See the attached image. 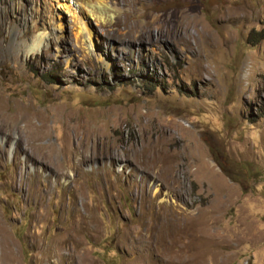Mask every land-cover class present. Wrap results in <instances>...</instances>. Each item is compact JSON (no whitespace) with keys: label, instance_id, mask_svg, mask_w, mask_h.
<instances>
[{"label":"rangeland","instance_id":"rangeland-1","mask_svg":"<svg viewBox=\"0 0 264 264\" xmlns=\"http://www.w3.org/2000/svg\"><path fill=\"white\" fill-rule=\"evenodd\" d=\"M20 1L0 264H264V0Z\"/></svg>","mask_w":264,"mask_h":264},{"label":"bare ground","instance_id":"bare-ground-1","mask_svg":"<svg viewBox=\"0 0 264 264\" xmlns=\"http://www.w3.org/2000/svg\"><path fill=\"white\" fill-rule=\"evenodd\" d=\"M68 1H74V0H68ZM76 2H78V3H81V5H83V7L89 12V13H93L94 14V12H93V9H95L94 11H97V10H99V11H101V13L103 14V15H105V16H107L108 15V17L109 16H111L113 13H115L116 12V10H117V7L116 6H112V5H110L106 0H75ZM80 1V2H79ZM30 2H31V5H32V7H34V6H36V5H34V3H36V0H30ZM38 2V1H37ZM60 2H58V4H59ZM0 4L3 6V8H9V9H11V10H16L17 8H22V7H20V5H21V1L20 0H0ZM79 5V4H78ZM37 9H38V7H37ZM47 9V8H46ZM97 9V10H96ZM40 10V9H39ZM92 14V15H93ZM97 15V14H96ZM97 18H99L100 20H98V21H101V20H103L104 19V16H101V14L100 15H97ZM110 18V17H109ZM111 19V18H110ZM104 21H105V19H104ZM103 22V21H102ZM105 22H108V21H105ZM110 22V21H109ZM77 23H78V26H79V28L80 29H82V27H84L83 26V23H82V21H81V19L79 20V19H77ZM59 27V26H58ZM78 28V29H79ZM44 31L45 30H42V33H41V35L39 36V37H37V39L32 43V45L31 46H29L28 44H26L25 42H21L20 43V47H24V48H29V49H33V50H36L37 48H39V45H40V43H41V40H42V37L44 36ZM83 31V30H82ZM2 48V47H1ZM1 97V96H0ZM5 106H6V102H5V100L1 97L0 98V118H3L4 116H6L5 115V113H4V108H5ZM19 107V106H18ZM17 108V107H16ZM21 108H19V110H20ZM23 109H25V108H23ZM22 109V110H23ZM18 110V111H19ZM20 112V111H19ZM22 112V111H21ZM16 114V113H15ZM19 114V113H18ZM8 115V114H7ZM15 117V116H14ZM6 119V118H5ZM24 120V119H23ZM7 121V120H6ZM31 122V121H30ZM29 124V123H28ZM30 125V124H29ZM10 126V125H9ZM29 127V126H28ZM27 127V128H28ZM0 129H1V127H0ZM37 129L38 130H42L43 129V127L42 126H38L37 127ZM36 129V130H37ZM28 130V129H27ZM37 133V132H36ZM39 134H37L36 136H38V135H40L41 134V132L39 131L38 132ZM34 134V133H33ZM42 137V136H41ZM31 139V138H30Z\"/></svg>","mask_w":264,"mask_h":264},{"label":"trees","instance_id":"trees-1","mask_svg":"<svg viewBox=\"0 0 264 264\" xmlns=\"http://www.w3.org/2000/svg\"><path fill=\"white\" fill-rule=\"evenodd\" d=\"M248 37L253 40L254 44L263 40L264 39V27L260 28L259 30H250L248 33ZM147 83L145 84V86L147 85ZM259 112H260V110H259Z\"/></svg>","mask_w":264,"mask_h":264}]
</instances>
